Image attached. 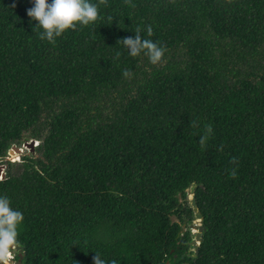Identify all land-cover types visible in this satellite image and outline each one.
Instances as JSON below:
<instances>
[{
  "label": "trees",
  "instance_id": "1",
  "mask_svg": "<svg viewBox=\"0 0 264 264\" xmlns=\"http://www.w3.org/2000/svg\"><path fill=\"white\" fill-rule=\"evenodd\" d=\"M132 3L107 0L50 44L31 0H0V160L40 141L0 179L24 215L15 259L264 264V0ZM137 27L167 49L162 63L117 44Z\"/></svg>",
  "mask_w": 264,
  "mask_h": 264
},
{
  "label": "clouds",
  "instance_id": "2",
  "mask_svg": "<svg viewBox=\"0 0 264 264\" xmlns=\"http://www.w3.org/2000/svg\"><path fill=\"white\" fill-rule=\"evenodd\" d=\"M124 2L132 8L136 7V5L132 3V0H124ZM31 3L32 7L28 8L26 13L30 18V21L38 22L33 29H42V32L39 33V38L41 40H47L50 44H55L57 38L61 37L66 31L76 30L77 25L87 27L95 24L101 19L100 7L108 6L107 0H98V3H92L90 0H51V2H49V0H31ZM141 31V28L137 27L135 29L134 37L119 39L117 44H122L124 48L128 50V54L131 57L135 58L143 55L148 58L152 65L162 63L167 49L151 39L142 38ZM146 31L149 37L153 35V29L151 26H148ZM120 55L121 53H116L117 58H119ZM133 75L134 74L127 69L123 71V76L127 79H131ZM190 126L196 128L198 127V122L196 120H191ZM204 129V134H202L198 140L201 150L206 149L209 138L213 133V127L211 124H205ZM33 141L34 146L30 149L33 151V149L39 145L40 141L31 139L20 146L14 145L20 148L19 158L12 160L8 159L6 157L11 154L8 153L5 158L0 160V163L5 165V169H3V177L0 179H4L7 175V161L13 163L21 162L22 155L25 154L23 147H28L26 143ZM12 147L10 149H12ZM218 151H222V146ZM14 153H16V151ZM230 163L238 164V161L233 157ZM229 175L233 179L236 178L237 169L233 168ZM191 194L192 192L189 195L191 196ZM23 221V213L19 210L13 209L12 202L7 196H0V264H9V261H12L13 257L15 258V252L20 247V241L18 239L19 228L23 224ZM92 259L93 264H117L115 259L105 261L99 254H95Z\"/></svg>",
  "mask_w": 264,
  "mask_h": 264
},
{
  "label": "water",
  "instance_id": "3",
  "mask_svg": "<svg viewBox=\"0 0 264 264\" xmlns=\"http://www.w3.org/2000/svg\"><path fill=\"white\" fill-rule=\"evenodd\" d=\"M26 145L28 147H31V149H32L33 146H34V141L33 142H30V143H26ZM15 151L16 152H19L20 151V148L17 147V146H13L12 149H10L9 153H13L14 154ZM190 190L192 192V194L190 196V198L192 200V204H193L194 207H196V199H195V195H194L195 184L192 185V187H191ZM196 217H197L198 220L202 221V214L201 213H199V212L196 213ZM190 228L191 229H193V228H196L197 229V233H196L195 237L193 238V240L191 241V245L195 247V251H196V253H198L199 252V245L202 242L203 236H204V227H203L202 223H200V224L193 223L190 226ZM18 250L19 251H23V247L20 246ZM22 257H23V253L21 252L20 253V258L18 260V264H21Z\"/></svg>",
  "mask_w": 264,
  "mask_h": 264
},
{
  "label": "rangeland",
  "instance_id": "4",
  "mask_svg": "<svg viewBox=\"0 0 264 264\" xmlns=\"http://www.w3.org/2000/svg\"><path fill=\"white\" fill-rule=\"evenodd\" d=\"M24 148V150H25V153H29V150L31 149L30 147L28 148V147H23ZM27 149V150H26ZM31 151V150H30ZM12 156H14V157H12ZM19 156H20V153L19 152H16V153H11V154H9L6 158H8V159H18L19 158ZM2 164L0 163V166H1ZM190 196V195H189ZM195 223L196 224H200V223H202L200 220H198V219H196L195 220ZM196 231H197V229L196 228H193V230H192V232L195 234L196 233ZM13 256H14V254H13ZM18 263V260H16L14 257H13V259H12V261H9V264H17Z\"/></svg>",
  "mask_w": 264,
  "mask_h": 264
},
{
  "label": "built area",
  "instance_id": "5",
  "mask_svg": "<svg viewBox=\"0 0 264 264\" xmlns=\"http://www.w3.org/2000/svg\"><path fill=\"white\" fill-rule=\"evenodd\" d=\"M3 169H5V165L4 164H2L0 166V178L3 177Z\"/></svg>",
  "mask_w": 264,
  "mask_h": 264
}]
</instances>
